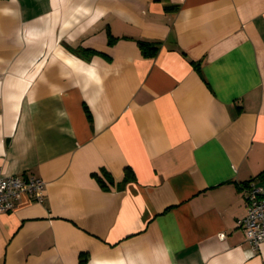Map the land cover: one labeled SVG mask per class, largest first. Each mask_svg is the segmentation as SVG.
<instances>
[{
	"label": "crops",
	"instance_id": "crops-1",
	"mask_svg": "<svg viewBox=\"0 0 264 264\" xmlns=\"http://www.w3.org/2000/svg\"><path fill=\"white\" fill-rule=\"evenodd\" d=\"M13 174L45 201L0 212V264H264L237 224L264 188V0H0Z\"/></svg>",
	"mask_w": 264,
	"mask_h": 264
},
{
	"label": "built area",
	"instance_id": "built-area-1",
	"mask_svg": "<svg viewBox=\"0 0 264 264\" xmlns=\"http://www.w3.org/2000/svg\"><path fill=\"white\" fill-rule=\"evenodd\" d=\"M46 182L35 175H0V212L13 211L20 198L26 195L38 203L45 201ZM247 212L237 219L243 229L246 240L255 252L264 242V188L254 180L239 184Z\"/></svg>",
	"mask_w": 264,
	"mask_h": 264
},
{
	"label": "trees",
	"instance_id": "trees-1",
	"mask_svg": "<svg viewBox=\"0 0 264 264\" xmlns=\"http://www.w3.org/2000/svg\"><path fill=\"white\" fill-rule=\"evenodd\" d=\"M138 43H139V46H140V48H141V50L145 56H152L156 53V50H157L156 42L139 41ZM95 176H97V178L99 179L101 184L104 186L105 185L104 181L97 174H95ZM130 178H133V175H131L127 178L125 177L124 179L127 180Z\"/></svg>",
	"mask_w": 264,
	"mask_h": 264
}]
</instances>
